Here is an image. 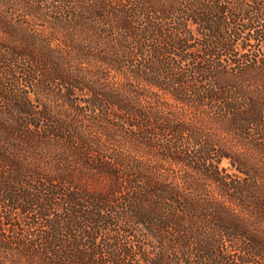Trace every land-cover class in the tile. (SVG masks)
Instances as JSON below:
<instances>
[{"label": "trees", "instance_id": "obj_1", "mask_svg": "<svg viewBox=\"0 0 264 264\" xmlns=\"http://www.w3.org/2000/svg\"><path fill=\"white\" fill-rule=\"evenodd\" d=\"M0 264H264V0H0Z\"/></svg>", "mask_w": 264, "mask_h": 264}]
</instances>
